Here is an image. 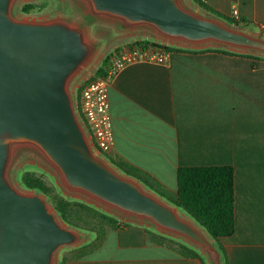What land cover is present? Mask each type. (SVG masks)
<instances>
[{
    "label": "crops",
    "instance_id": "1",
    "mask_svg": "<svg viewBox=\"0 0 264 264\" xmlns=\"http://www.w3.org/2000/svg\"><path fill=\"white\" fill-rule=\"evenodd\" d=\"M205 4L230 17L235 9L236 20L264 33V0ZM228 51H171L165 63L125 65L108 87L113 144L104 157L132 175L114 166L117 173L150 190L140 181L148 179L169 195L179 167L231 166L234 231L219 242L228 264H264V56ZM147 231L138 220L109 228L91 253L65 264H206L202 255L187 258L152 241Z\"/></svg>",
    "mask_w": 264,
    "mask_h": 264
},
{
    "label": "water",
    "instance_id": "2",
    "mask_svg": "<svg viewBox=\"0 0 264 264\" xmlns=\"http://www.w3.org/2000/svg\"><path fill=\"white\" fill-rule=\"evenodd\" d=\"M91 2L98 11L131 24H150L171 39L214 40L264 53V41L196 17L176 0ZM9 5L10 0H0V264H52L53 252L76 239L39 194L21 193L6 181L10 141L38 146L68 187L185 236L212 264H221L219 253L200 232L93 154L65 88L89 52L81 34L60 23L15 21Z\"/></svg>",
    "mask_w": 264,
    "mask_h": 264
},
{
    "label": "rangeland",
    "instance_id": "3",
    "mask_svg": "<svg viewBox=\"0 0 264 264\" xmlns=\"http://www.w3.org/2000/svg\"><path fill=\"white\" fill-rule=\"evenodd\" d=\"M176 2L181 9L195 15L196 17L218 22L228 30L243 33L264 41V33L255 30L253 27L248 26V24H229L228 22L218 19L207 11L203 10L193 0H176ZM25 4L32 6L28 13L22 12L21 10L22 6ZM9 15L13 20L19 22L60 23L76 30L81 34L83 40L89 48V52L83 64L69 75L65 83L66 92L70 98L71 106L75 113L76 119L80 124L81 121L78 116V101L80 97V91L88 79L94 76L100 59L104 57L111 47L118 43L120 44L119 47H121L140 39H147L161 45H163V42L165 45H169L171 41L176 44H185L187 48L192 49H203V47L218 48L227 51L238 50L252 52L257 55L259 54V56H264V53L259 50L237 47L214 40H207L203 43H188L180 39H171L159 33L150 24H131L124 21L122 18L98 11L91 0H10ZM115 50L116 49H114V51ZM7 147L8 155L4 177L15 190L21 193H36L34 191L24 189L20 185L21 175L24 172H31L40 177L48 186L54 188L55 191L63 195L65 198L86 203L100 211L111 214L118 220L120 226L126 225L131 221L138 220L147 226L149 232L151 233L158 232L160 235L162 234L165 237L173 238L175 242L177 241L178 243H185L191 246L197 250L199 255L203 256L206 264H210L208 263L209 258L207 253L202 251V249H200L196 243L191 242L185 236L164 228L157 227L148 218L137 217L134 214L124 212L116 207L99 202L97 199L92 198L81 191L68 187L63 180L58 168L35 144L29 142L10 141L7 143ZM93 154H95L98 159L105 162L109 167L115 169L114 165L109 159L98 154L94 150ZM140 187L143 188L141 185ZM143 190L146 193L153 195L162 204L171 208L177 215L178 219L189 223L215 247L214 243H212L205 230L198 226L186 214L182 213L174 205L169 203L166 198L161 197L159 194L151 190H147L146 188H143ZM36 194H39L44 199L47 208L54 215L60 226L73 232L76 236V239L73 243L60 246L53 252L51 263H65L69 260L79 259L80 256H87L89 254L88 252L91 250V247L96 243L98 235L85 226L78 228L65 223L55 212L50 201L43 194ZM83 218H85V216H83ZM87 218L90 220V217ZM81 252L82 255H80Z\"/></svg>",
    "mask_w": 264,
    "mask_h": 264
},
{
    "label": "trees",
    "instance_id": "4",
    "mask_svg": "<svg viewBox=\"0 0 264 264\" xmlns=\"http://www.w3.org/2000/svg\"><path fill=\"white\" fill-rule=\"evenodd\" d=\"M203 10L207 11L214 17L228 22L229 24L238 25L239 23L248 24L246 20L238 21L233 17L225 16L212 8L208 7L205 2L193 0ZM32 6L25 4L22 6V12L28 13ZM135 45H151L163 47L166 51H215L222 53H231L230 51L218 48H203L200 50H185L163 46L147 39H140L133 42ZM254 59L258 57L252 56ZM108 55L104 58L103 63L96 70L93 77L99 76L103 72V66L106 64ZM89 78V79H91ZM111 163L127 175L132 173L123 164L110 160ZM142 184L151 191L167 199L182 213L186 214L198 226L203 228L208 237L212 239L216 250L221 256V264H228V259L224 248L219 242L222 237L230 236L234 231V188H233V168L231 166H194L179 167L177 169V188L176 193L169 195L158 191L156 185L148 179L140 180ZM20 185L27 190L43 194L51 203L55 212L67 224L74 227L85 226L98 235L96 243L91 247L88 253H91L98 247L109 228L119 227L118 220L111 214L100 211L93 206L77 200H69L59 194L54 188L48 186L40 177L31 172H24L20 177ZM88 215V216H86ZM85 216V218H83ZM90 217V220L87 218ZM149 238L159 244L166 245L169 249L177 254L187 258H201L197 250L185 243H178L173 238L165 237L158 232L147 231ZM165 237V238H161ZM166 239V240H164ZM87 253V252H86ZM87 253V254H88ZM82 255V252L80 253ZM86 256V255H84ZM80 256V258L84 257ZM59 264H65L61 262Z\"/></svg>",
    "mask_w": 264,
    "mask_h": 264
},
{
    "label": "built area",
    "instance_id": "5",
    "mask_svg": "<svg viewBox=\"0 0 264 264\" xmlns=\"http://www.w3.org/2000/svg\"><path fill=\"white\" fill-rule=\"evenodd\" d=\"M231 16L237 18L235 9L232 10ZM168 57L169 52L163 47L131 43L111 52L103 66L102 74L88 79L80 91L78 116L89 144L95 152L105 156L113 144L108 87L114 77L129 63L138 61L165 63Z\"/></svg>",
    "mask_w": 264,
    "mask_h": 264
}]
</instances>
